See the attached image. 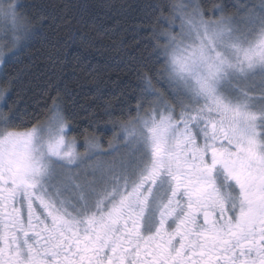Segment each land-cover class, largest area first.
Listing matches in <instances>:
<instances>
[{
  "label": "snow or ice",
  "instance_id": "snow-or-ice-1",
  "mask_svg": "<svg viewBox=\"0 0 264 264\" xmlns=\"http://www.w3.org/2000/svg\"><path fill=\"white\" fill-rule=\"evenodd\" d=\"M20 7L0 0V64L28 39ZM164 11L107 152H76L57 98L32 123L0 85V264H264V0Z\"/></svg>",
  "mask_w": 264,
  "mask_h": 264
},
{
  "label": "trees",
  "instance_id": "trees-1",
  "mask_svg": "<svg viewBox=\"0 0 264 264\" xmlns=\"http://www.w3.org/2000/svg\"><path fill=\"white\" fill-rule=\"evenodd\" d=\"M214 20L260 0H193ZM30 29L19 54L0 69V85L11 80V99L25 121L43 119L53 98L61 102L81 145L106 150L119 124L135 117L145 66L159 68L152 55L156 16L173 0H18ZM8 48L11 47L10 42ZM160 79H163L162 77ZM164 92L165 89L157 84ZM166 95V92H165ZM115 125V126H114Z\"/></svg>",
  "mask_w": 264,
  "mask_h": 264
},
{
  "label": "rangeland",
  "instance_id": "rangeland-1",
  "mask_svg": "<svg viewBox=\"0 0 264 264\" xmlns=\"http://www.w3.org/2000/svg\"><path fill=\"white\" fill-rule=\"evenodd\" d=\"M191 2L194 3L193 0H191ZM9 35H10V34H9ZM0 37H2V34H0ZM9 42H10V39H9V40H5V39H3V38H0V46H4V51H5L6 55L9 54V52H8V49H9V48L7 47ZM4 64H5V63H4ZM4 64H0V69H1V67H2ZM68 138H69V139H73V138L70 136L69 133H68ZM114 143H118V140H115ZM95 145H97V144H95ZM82 146H83V148H84L83 151L81 150V145H79V144L76 142V152H77L78 154H80L81 157H85V153H86L85 144H83ZM92 151H93V152H96V153H99V152H107V151H108V147H107V149L104 151V150L101 149V147H100L99 145H97V147L93 148ZM106 159H109V158H108V157H104V156H93L92 159L87 160L86 162H87V164H93V163H95V162L98 161V160H106ZM82 167H83V165H82Z\"/></svg>",
  "mask_w": 264,
  "mask_h": 264
}]
</instances>
